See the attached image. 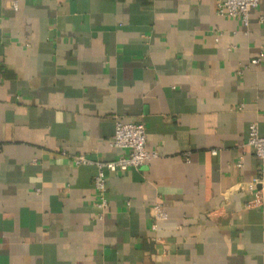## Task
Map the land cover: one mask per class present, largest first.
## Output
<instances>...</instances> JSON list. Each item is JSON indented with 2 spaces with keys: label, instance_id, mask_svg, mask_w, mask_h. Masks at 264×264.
<instances>
[{
  "label": "crops",
  "instance_id": "crops-1",
  "mask_svg": "<svg viewBox=\"0 0 264 264\" xmlns=\"http://www.w3.org/2000/svg\"><path fill=\"white\" fill-rule=\"evenodd\" d=\"M117 118L158 156L107 173L100 218L73 157L118 158ZM252 123L264 0L248 25L216 0H0V264H264Z\"/></svg>",
  "mask_w": 264,
  "mask_h": 264
},
{
  "label": "built area",
  "instance_id": "built-area-1",
  "mask_svg": "<svg viewBox=\"0 0 264 264\" xmlns=\"http://www.w3.org/2000/svg\"><path fill=\"white\" fill-rule=\"evenodd\" d=\"M263 0H216V12L222 16L240 17L245 25L249 23V15ZM258 62L259 59L252 60ZM148 133L146 126L140 123L125 122L119 118L115 122V132L110 145L121 151L118 158L109 161H95L78 154L73 157L76 165L94 164L97 173L94 187L97 192V205L100 208V218L104 217L109 207L107 197V173L123 172L130 168L144 165L152 158L158 156L156 151L147 149ZM247 143L253 148L255 155L261 162L258 172L247 184V189L252 196L246 203L247 207L264 206V136L260 135L257 123L249 126ZM215 152V151H213ZM156 220L166 219L168 212L160 205L154 206ZM153 229L157 224H153Z\"/></svg>",
  "mask_w": 264,
  "mask_h": 264
}]
</instances>
